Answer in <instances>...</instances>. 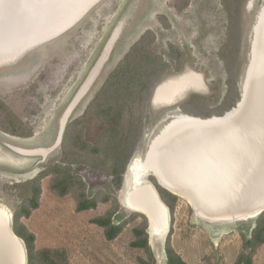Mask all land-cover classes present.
<instances>
[{
	"label": "rangeland",
	"instance_id": "374dc122",
	"mask_svg": "<svg viewBox=\"0 0 264 264\" xmlns=\"http://www.w3.org/2000/svg\"><path fill=\"white\" fill-rule=\"evenodd\" d=\"M252 1L253 7L248 9ZM263 8L264 0H245L240 9L242 39L235 67L239 98L250 65L254 30ZM227 29L228 13L222 0H98L66 32L26 52L16 63L0 67V207L11 214L12 229L16 214L25 201L32 198L39 174L56 165L65 168L61 163L62 148L70 124L82 120L85 141L92 146L99 145L100 123L86 111L108 76L147 33L154 38L153 53L169 66L159 85L193 72L204 77L207 89L204 93H186L176 105L154 106L148 102L142 137L130 162L137 156L136 159L147 156L153 141L179 120L169 117H173L181 105L187 104L191 109L196 100L201 99L208 109L219 108L230 85L220 56L227 42ZM116 30L120 31L107 61L86 93L76 100ZM68 110L64 135L58 146L61 121ZM53 147L55 149L44 155L21 154ZM72 170L86 185L89 198L100 192L115 197L120 208L114 222L128 221V224L116 240L107 241L104 230L92 220L105 215L112 204L100 203L94 210L78 213L76 198L73 195L59 197L50 188L53 176H48L41 181L39 209L33 211L29 219L21 220L35 234L36 249L63 256L67 264H139L140 258L147 260L143 250L130 247L134 240L132 230L142 219L133 221L135 212L122 202L127 172L123 175L121 189L115 190L109 164L97 171L85 165H74ZM150 174L145 173L142 179L152 183ZM168 217L169 228L162 237H156L149 224V242L156 264H167L165 242L170 227L174 232L173 248L185 264H233L243 251L239 230L250 235L256 222H206L195 215L185 199L177 204L173 216L169 211ZM216 239L217 247H214ZM236 244L235 250L225 252L227 245ZM23 247L26 251L24 242ZM253 261L264 264V245Z\"/></svg>",
	"mask_w": 264,
	"mask_h": 264
},
{
	"label": "trees",
	"instance_id": "16d2710c",
	"mask_svg": "<svg viewBox=\"0 0 264 264\" xmlns=\"http://www.w3.org/2000/svg\"><path fill=\"white\" fill-rule=\"evenodd\" d=\"M245 0H222L228 13V37L226 44L221 48L220 56L225 62L229 75V89L216 110L208 109L201 99H197L194 107L180 106L183 114L209 119L223 117L230 112L240 100L236 81V65L241 44V6ZM153 36L147 33L129 51L117 68L108 76L100 92L89 105L86 114L92 115L101 126V139L98 146L87 143L83 137L84 123L77 120L68 126L62 148L61 163L51 170L39 174L34 182L32 198L26 200L20 213L15 216L13 231L21 239L26 248L27 264H67L64 257L53 256L47 250L36 249V236L21 222L29 219L40 207L42 196L41 181L53 176L50 188L59 197L73 195L76 198V212L82 213L94 210L100 203H111L112 207L101 217L92 220V223L104 230L107 241L116 240L124 231L128 221L116 224L114 218L119 210V203L115 197L105 196L100 192L89 198L86 194V185L73 174L72 166L85 165L92 171H97L106 165H111L112 184L115 190H120L133 153L142 137L144 110L151 101L155 89L168 71L169 66L152 51ZM9 133H13L8 129ZM150 181L158 191L161 200L173 216L181 198L163 189L154 177ZM142 219V222L133 228L134 240L130 247L143 250L147 260L139 259V264H156L154 253L149 242V222L146 216L134 213L132 220ZM173 228L170 227L165 242L167 264H185L181 256L172 245ZM243 251L238 255L234 264H254V256L264 245V212L256 219L255 227L248 239L241 233ZM248 253H247V252Z\"/></svg>",
	"mask_w": 264,
	"mask_h": 264
},
{
	"label": "water",
	"instance_id": "95a60500",
	"mask_svg": "<svg viewBox=\"0 0 264 264\" xmlns=\"http://www.w3.org/2000/svg\"><path fill=\"white\" fill-rule=\"evenodd\" d=\"M77 2L67 0L66 12L62 19H58L55 27L70 28L98 0ZM118 31H115L103 50L76 100L86 93L104 66ZM257 39L251 53L253 65L251 63L249 68L251 72L246 102L243 103L240 91V100L223 117L200 119L186 115L193 119L192 123L181 128L167 143L164 141L160 146L164 145L161 148L162 154L155 159L154 155L152 157L151 177L156 179L159 186L181 199L187 198L195 214L197 212L210 221L244 222L247 219L256 220L264 212V26ZM197 75L206 86L204 77ZM160 87L155 89L151 102ZM241 102L243 109L239 108ZM176 104L178 102L173 105ZM177 111L181 110L178 108ZM235 111L238 114L233 116ZM69 112L61 121L64 125H60L62 133L58 146L62 142ZM53 149L55 147L22 151L21 154L44 155ZM130 202L135 213L147 217L150 226L151 223H168L169 209L149 181L140 183L130 192ZM4 229L9 237L21 240L9 222ZM23 250L20 261L27 264V254Z\"/></svg>",
	"mask_w": 264,
	"mask_h": 264
},
{
	"label": "bare ground",
	"instance_id": "6f19581e",
	"mask_svg": "<svg viewBox=\"0 0 264 264\" xmlns=\"http://www.w3.org/2000/svg\"><path fill=\"white\" fill-rule=\"evenodd\" d=\"M68 1L77 2V0ZM66 4L67 0H0V67L16 63V60L21 58V56H23L26 52L46 43L47 41L53 40L63 32H66L68 30V26H65L67 29H65V27L63 29L61 26L55 27L58 19H62L64 13L66 12ZM252 7L253 1L249 3L248 9H251ZM263 9L261 10L260 16L257 19L259 20V24L254 30L255 40L252 45V52L255 48V44H257L258 41L257 36L261 34V30L264 26ZM250 57V65H248L246 71V81L242 85L241 91L243 94V103H245L247 100L248 81L251 72L249 68L251 67V63L253 65V55L251 54ZM206 89V86L201 83L199 76L193 72H189L179 76L176 79L174 78V80L168 81L165 84H161L157 95L152 101V105L170 106L183 100L186 93L190 91L204 93ZM243 103H240L239 108L243 109ZM236 112L237 111H235V113L232 115L235 116L238 114ZM177 113H175L173 117H169V119L175 120L179 118V120H175V124L172 123L173 125L170 124L168 127H166L165 130H163L164 132L161 134V136L159 138L157 137L155 142L153 141L147 156H141L140 158L136 159L139 157L137 156L130 162L128 166L123 192L121 193L122 202L124 206L130 211H136L130 204V192L135 187L139 186L140 183L147 181L142 179L145 173H151L150 175L153 174V171L151 170V161L153 155L154 159L157 155H161V152H163L161 148L164 147V145L161 148L160 146L164 143V141L167 143L168 140L177 134L181 128H184L187 126V124L192 123L193 119L187 117L188 115L186 116L181 111H177ZM63 125L64 124L62 123L61 126L63 127ZM61 133L62 131H60L59 140ZM159 149L161 151H158ZM185 200H187L190 205L192 204L187 198H185ZM195 215L199 219L206 222L221 224H231L236 222L225 220L215 222L204 218L197 212ZM7 222L11 224V214L6 212L3 207H0V264H22V261L20 260L21 256H23L22 252L24 251L23 243L21 240L9 237L6 231H4L5 224H7ZM151 228L153 234L156 237L164 236L169 228V217L168 223L160 225L151 223Z\"/></svg>",
	"mask_w": 264,
	"mask_h": 264
},
{
	"label": "crops",
	"instance_id": "0c3cea01",
	"mask_svg": "<svg viewBox=\"0 0 264 264\" xmlns=\"http://www.w3.org/2000/svg\"><path fill=\"white\" fill-rule=\"evenodd\" d=\"M254 227H255V226H254ZM252 230H253V229H252ZM252 230H251V232H252ZM239 232H240V233H244L248 239L251 238V232H250V235H248L247 232H246L245 230H239ZM216 240H217V239H216ZM216 240L214 241V242H215V246H214V247H217L216 245H217L218 240H217V241H216ZM236 247H237V244H236L235 246L227 245V246H226V249H225V250H226L225 252H227V254H228V253L231 252V249H232V250H233V249L235 250ZM236 251L238 252L239 249L236 250ZM235 253H236V252H235ZM234 262H235V261H234ZM233 264H234V263H233Z\"/></svg>",
	"mask_w": 264,
	"mask_h": 264
},
{
	"label": "flooded vegetation",
	"instance_id": "af4514ba",
	"mask_svg": "<svg viewBox=\"0 0 264 264\" xmlns=\"http://www.w3.org/2000/svg\"><path fill=\"white\" fill-rule=\"evenodd\" d=\"M180 109V108H179Z\"/></svg>",
	"mask_w": 264,
	"mask_h": 264
}]
</instances>
